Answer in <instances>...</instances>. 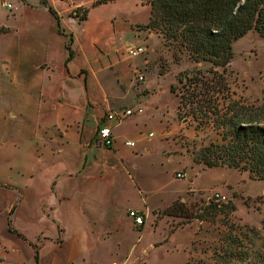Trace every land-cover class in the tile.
<instances>
[{
    "label": "crops",
    "instance_id": "obj_1",
    "mask_svg": "<svg viewBox=\"0 0 264 264\" xmlns=\"http://www.w3.org/2000/svg\"><path fill=\"white\" fill-rule=\"evenodd\" d=\"M91 1H10L12 10L0 21V86L12 94L5 111L19 130L0 134V264H131L147 218L155 229L169 224L165 215L155 220L154 210L129 205L123 215L139 234L122 261L109 253L111 246L119 251L127 242L116 204L126 199L130 187L146 198L153 182L137 176L134 163L142 151L119 130L125 119L113 127L112 148L92 146V136L110 109L140 107L129 116L136 125L144 100L155 90L151 80L136 79L140 60L125 64L119 54L125 45L139 43L128 32L148 21L149 6L140 5L148 13L138 19L122 9L105 13L99 10L104 4L89 7ZM81 7L88 11L80 20L74 11ZM167 125L159 142L166 143L165 159H176L170 175L178 178L182 171L190 195L196 192L193 177L207 167L194 163L190 152L164 136ZM187 195L173 192L165 207L178 199L186 203ZM129 209L142 216V225L133 224ZM160 244L149 242L140 250Z\"/></svg>",
    "mask_w": 264,
    "mask_h": 264
},
{
    "label": "rangeland",
    "instance_id": "obj_2",
    "mask_svg": "<svg viewBox=\"0 0 264 264\" xmlns=\"http://www.w3.org/2000/svg\"><path fill=\"white\" fill-rule=\"evenodd\" d=\"M1 1L3 0H0V21L9 14V8L2 5ZM5 1L15 2V0ZM93 1L89 3V7ZM144 4L147 5L146 0H121L105 3L99 7V10L110 14L117 13L121 9L127 10L138 19H142L148 13L145 8L140 7ZM81 11L82 9L79 13ZM138 25L141 24H135L131 30L129 29L128 37L139 39V43L125 45L119 54L125 58V64L132 62L134 58L140 60L135 75L143 76V79L138 81L151 80V90L155 92L150 93L144 100L143 113L136 125L130 120L133 118L128 117L119 124V130L136 143L137 151H142L141 154H137L140 157H137L134 163L137 176L148 183L153 182V185L148 192H145L146 198L141 197V199L135 189L130 187L126 199L116 204L120 215L117 216L119 227L124 230L127 242L125 246L120 247L119 251L111 246L109 253L112 257L117 255L120 261L124 259L130 244L139 234L135 231V227H131L129 217L123 215L125 207L129 205L133 208L147 207L148 210H154V218L157 220L163 217L162 212L158 210L169 204L173 192L180 191L187 195L185 190L187 178H174L170 175L169 170L175 165L176 159L166 160L163 153L166 150V143L159 142L166 121H168L166 130L169 132L164 136L172 138L178 148H183L191 155L199 147L220 140L219 134L210 126L196 129L193 122L188 121L183 124L176 116L178 97L171 93L168 87L173 83L180 89L181 85L176 82V75L182 70L192 69L195 66L188 54L179 51L174 45H165L161 35L155 30L143 29ZM131 44L141 46L142 52L137 56H128L125 48ZM200 67L203 70L207 68L205 64ZM226 76L233 93L232 98L238 106H245L253 111L260 107L264 109V39L254 29L247 31L233 42V57L227 65ZM131 95H134L133 90L128 97ZM128 99L123 100V103H127ZM6 101H13L12 94L7 93L0 86V134L9 135L19 130L7 119ZM2 109L5 111L6 119H2ZM262 122L264 123V119ZM150 132L152 135H149ZM145 146L148 147L147 151H143ZM192 187L196 192L187 195L186 203L182 201L184 208L180 206L175 208L178 212L195 216L202 212L203 206L215 197V193L224 196V199L218 202L233 203L234 211L229 214H218L211 221L164 216L169 224L162 223L156 229L151 218H147L145 226H142L144 230L140 245H148L149 242L161 244L156 247H145L142 251L139 245L131 253L130 260L128 258L131 264H218L213 259L212 252L219 247V237L227 233L229 223L238 228H243L245 225L254 226L259 230L257 238H264V180L250 179L247 172H239L233 168L213 167L204 168L196 177H193ZM192 222L191 228L179 229ZM131 229H134L136 234H131ZM172 229L178 230L168 235ZM235 229L238 230L236 227ZM241 232L250 238L254 236L246 232V229H242ZM106 237L104 236L108 239ZM165 238L166 241L163 242ZM257 238H254L256 245L260 243Z\"/></svg>",
    "mask_w": 264,
    "mask_h": 264
},
{
    "label": "trees",
    "instance_id": "obj_3",
    "mask_svg": "<svg viewBox=\"0 0 264 264\" xmlns=\"http://www.w3.org/2000/svg\"><path fill=\"white\" fill-rule=\"evenodd\" d=\"M111 1L114 0H94L91 6ZM146 3L148 21L138 27L155 30L165 45L186 52L195 64L176 75L180 89L173 83L169 86V91L178 97L177 118L183 124L193 122L196 129L210 126L220 137L219 141L193 151L192 161L207 168H233L247 172L250 179L264 180V109L253 111L238 106L226 76L236 39L251 29L264 39V0H146ZM87 11L83 7L74 12L81 20ZM204 64L207 68L203 70L200 66ZM177 206L184 208L182 200L173 201L162 210V215L211 221L216 215L235 209L231 202L212 199L202 212L191 216L175 210ZM242 229L255 237L241 234ZM258 235L254 226L238 228L229 223L227 233L219 237V247L212 252L213 259L218 264H264V238H257ZM254 238L260 240L258 245Z\"/></svg>",
    "mask_w": 264,
    "mask_h": 264
},
{
    "label": "built area",
    "instance_id": "obj_4",
    "mask_svg": "<svg viewBox=\"0 0 264 264\" xmlns=\"http://www.w3.org/2000/svg\"><path fill=\"white\" fill-rule=\"evenodd\" d=\"M5 7L11 9L10 3H3ZM143 48L139 45L131 44L125 48V53L128 56H137L142 52ZM138 80H142L143 76L141 74L137 75ZM140 107H128V108H121V109H110L107 110L102 119L99 121L98 126L96 127L94 134L92 136L91 144L96 148H104L110 149L114 145V134H113V127L118 122L126 119L130 115L140 112ZM128 145H133L132 142L127 141L125 142ZM176 177L181 178L183 177L182 173L177 172ZM215 201L223 200L224 196L215 193V197L213 198ZM128 215L133 221V224L136 226L142 225L144 220L140 214L136 212V210L129 209Z\"/></svg>",
    "mask_w": 264,
    "mask_h": 264
}]
</instances>
